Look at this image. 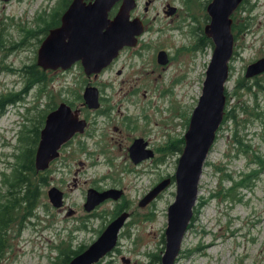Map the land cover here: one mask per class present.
<instances>
[{
  "label": "rangeland",
  "instance_id": "1",
  "mask_svg": "<svg viewBox=\"0 0 264 264\" xmlns=\"http://www.w3.org/2000/svg\"><path fill=\"white\" fill-rule=\"evenodd\" d=\"M58 2L0 0V96L24 87L21 69L36 60L45 38L41 42L38 35L24 39L25 31L38 30L41 17H48ZM138 2L132 15H144L149 28L135 48L141 49L140 54L133 47L124 48L97 77L87 76L79 64L49 71L45 84L35 86L24 100L0 113V196L6 192L4 173L13 172L24 147L20 137L35 125L42 129V113L72 101L81 118L89 121L85 132L62 148L50 165L47 184L40 186L32 215L20 214L16 224L7 229L0 264H64L63 251L88 247L112 220L115 206L124 201L109 199L88 212L84 204L90 187L124 188L127 211H131L117 247L97 264H155L149 253H164L162 239L176 185L143 207L139 203L162 178L176 171L180 153L166 156L158 148L185 135L202 94L213 45L194 49L200 33L193 34V21L186 11L189 6L204 29L206 12L200 2ZM169 2L181 9L180 16L166 15ZM232 16L234 23L243 27L233 31L234 53L226 83L227 94L232 96L230 108L238 117L217 131L200 177L195 218L175 264H264V92L256 88L254 95L239 87L241 81H253L245 77L248 65L264 58V0H243ZM161 49L170 57L166 65L158 61ZM258 76L264 79V72ZM89 85L99 89L102 114L77 99ZM139 137L149 141L155 157L136 164L129 147ZM254 170L259 176H253L249 186L228 191L234 181ZM53 186L64 193L60 207L50 201L48 191Z\"/></svg>",
  "mask_w": 264,
  "mask_h": 264
},
{
  "label": "water",
  "instance_id": "2",
  "mask_svg": "<svg viewBox=\"0 0 264 264\" xmlns=\"http://www.w3.org/2000/svg\"><path fill=\"white\" fill-rule=\"evenodd\" d=\"M242 1L212 0L209 3L207 12L210 21L205 25L204 33L213 42V53L206 70L202 94L184 135L185 146L176 172L173 178L161 180L139 203L142 207L151 203L171 186L174 179L176 196L168 207L162 264H175L179 256L189 222L194 215L193 208L203 166L224 119L227 100L225 84L229 78V62L234 53L232 15ZM118 3H121L119 10L111 17V12ZM136 5L137 0H72L61 16V24L50 29L43 39L38 49L37 64L44 70H66L81 62L87 75L100 73L111 64L121 49L137 43V36L143 31V21L140 18L131 19V11ZM173 12L175 7L167 11L168 14ZM158 60L162 64L167 63V53L161 51ZM263 72L264 58L247 67L246 77ZM83 97L89 108L100 107V92L96 86H87ZM87 124V120L80 117V109H74L66 102L49 112L40 131L36 169H47L59 156L60 149L77 133H83ZM146 146L147 143L142 138H137L129 148L135 163L154 156L153 150ZM123 193L119 188L101 191L91 187L87 191L84 207L90 212L107 199L119 200ZM48 195L55 207L63 204L64 194L58 187H51ZM129 218L130 212L123 211L112 219L100 235L68 264H96L101 261L117 246L120 231Z\"/></svg>",
  "mask_w": 264,
  "mask_h": 264
},
{
  "label": "trees",
  "instance_id": "3",
  "mask_svg": "<svg viewBox=\"0 0 264 264\" xmlns=\"http://www.w3.org/2000/svg\"><path fill=\"white\" fill-rule=\"evenodd\" d=\"M72 0H59L58 5L53 9L52 13L46 17H41L42 25L35 29H29L25 31L24 39L28 36H33L34 38L38 35V41L41 42L42 38L45 37L50 29L55 28L61 24V16L66 8L70 5ZM235 30L242 31L243 27L238 26V24L233 21V31ZM39 34L42 35L41 39L39 38ZM236 36V34H235ZM212 43V41L205 35L203 30H201L200 40L198 47L200 49H204L205 46H208ZM24 76V87L19 92H8L6 94H2L0 96V113H3L7 106L15 105L16 103L21 102L25 99V96L30 92L32 88L37 85L45 84L48 79V71H45L42 67L37 64V58L31 64H25L21 69ZM253 81L250 82L248 80L247 84L243 81L239 82V87H245V90L251 91L254 95H257L255 92L256 88L258 92H264V79H260L259 76H255L252 78ZM252 86V87H251ZM253 88H255L253 90ZM227 107L226 113L224 116L223 124L232 121H237L238 115L234 113V111L230 108L229 100L232 96L229 97L227 94ZM78 100H83L82 94L78 95ZM71 106L75 107L74 102L66 101ZM57 108V105H53L50 111H53ZM49 111V112H50ZM103 109H98V112L103 113ZM41 114L40 123L41 126L44 125L45 117L47 113ZM40 126L35 125L34 128L29 129L27 135H22L20 139L24 141V147L22 152L17 155L18 163L14 167L13 172L10 175H6L4 173L5 178L3 179V183L6 185V192L0 196V252L3 251L6 244V232L9 227H12L18 221V216L23 214L24 212L28 215H32L33 209L37 206V201L40 191V186L47 184L48 175L46 173L49 172V169L44 172H37L35 165V158L37 154V148L40 140ZM237 135V131L234 133ZM184 137L176 138L171 140L168 145L164 147L158 148L159 153H163L168 156L175 153H182L184 148ZM258 160V159H257ZM260 164L263 165L260 161ZM261 172V171H260ZM228 179L233 180L231 175H227ZM255 176L258 178L259 172L258 170H254L252 173L244 176V178L234 181V184L228 191H232L235 187H247L250 185V182ZM225 193V195H227ZM224 195V196H225ZM218 196V195H213ZM202 205V202L199 203ZM128 209L127 200H125L121 204H117L112 212V218L117 217L123 211ZM95 213L93 214V216ZM195 217H193L194 219ZM111 221V220H110ZM190 227V226H189ZM104 228L99 230V234L102 232ZM163 243L165 239H162ZM86 247L79 246L76 249H68L67 251H63V263L68 264L71 259L82 252ZM118 249V248H117ZM151 259H154L155 264H161V254L157 253H149Z\"/></svg>",
  "mask_w": 264,
  "mask_h": 264
},
{
  "label": "flooded vegetation",
  "instance_id": "4",
  "mask_svg": "<svg viewBox=\"0 0 264 264\" xmlns=\"http://www.w3.org/2000/svg\"><path fill=\"white\" fill-rule=\"evenodd\" d=\"M212 0H204V2H202L201 0H187V2L189 3V4H191V3H198V2H200L201 3V5L203 6V10H205V14H204V16H205V21H204V23H205V25L207 24V23H209V21H210V16L208 15V12H207V9H208V6H209V3L211 2ZM149 3H150V1H148V3H147V5H146V8H145V11H147L148 10V8H149ZM184 3V5L186 6L188 3H186V2H183ZM119 6H120V4H118L117 5V7L115 8V13H114V15H116L117 14V12H118V10H119ZM138 6H139V2H138V0H137V5H136V7L131 11V19H134V18H140L142 21H143V31H142V33L140 34V35H138L137 36V43L134 45V46H125L124 48H126V47H133L134 49L136 48V46L138 45V44H140V37L142 36V34L143 33H145V32H147L148 30H149V28H148V26H147V22H146V18H145V16L144 15H132V13H133V11H135L137 8H138ZM166 7H167V9H166ZM166 7H165V10H164V12L166 13V15H168V16H173V18L174 17H178V16H180V14L182 13L181 12V9L179 8V7H177L176 5H172L170 2L169 3H167L166 4ZM171 7H175V12H173L172 14H168L167 13V11H169L170 10V8ZM189 6H187V10L188 11H186V13H187V15H186V17H188V18H190V19H192V26H191V28H192V32H193V34H201V30H204V29H202V26H203V22H202V20H200L197 16H196V14L195 13H191L192 11H191V8H188ZM202 22V23H201ZM195 23H197V25L195 26L194 24ZM205 27V26H204ZM179 28H182V27H179ZM200 34H199V38H198V40H197V43L194 45V49H196V48H198V45H199V40H200ZM146 46H148V43H146V44H144V45H142V48H145ZM123 48V49H124ZM123 49H121L120 51H119V54H118V56L111 62V64H113L118 58H119V56H120V53L122 52V50ZM135 50H137V49H135ZM140 50L141 49H139V50H137V53L138 54H140L141 52H140ZM161 51H165V49L163 50V49H161L159 52H158V54L161 52ZM166 52V51H165ZM167 53V57H168V62L167 63H165V64H163V65H166V64H168L169 62H170V57L168 56V52H166ZM159 61V60H158ZM110 64V65H111ZM162 64V63H161ZM119 73H122V71L120 70L119 71ZM92 77V76H91ZM90 77V78H91ZM94 77H97V76H94ZM139 138H142L146 143H147V146H146V148L147 149H149V148H151L152 146H151V144L149 143V141L148 140H146L144 137H139ZM137 138H134L133 139V141H132V143H131V145L133 144V142L136 140ZM72 141V140H71ZM130 145V146H131ZM130 148V147H129ZM154 148H156V147H154ZM157 149V148H156ZM97 189H99V188H97ZM121 189H123V191H125V189L124 188H121ZM99 190H101V189H99ZM160 196V195H159Z\"/></svg>",
  "mask_w": 264,
  "mask_h": 264
},
{
  "label": "bare ground",
  "instance_id": "5",
  "mask_svg": "<svg viewBox=\"0 0 264 264\" xmlns=\"http://www.w3.org/2000/svg\"><path fill=\"white\" fill-rule=\"evenodd\" d=\"M165 179V178H164Z\"/></svg>",
  "mask_w": 264,
  "mask_h": 264
}]
</instances>
